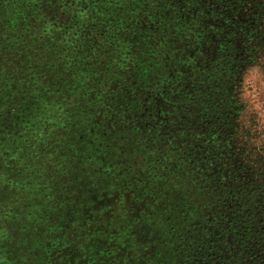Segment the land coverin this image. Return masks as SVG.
<instances>
[{
    "label": "trees",
    "instance_id": "16d2710c",
    "mask_svg": "<svg viewBox=\"0 0 264 264\" xmlns=\"http://www.w3.org/2000/svg\"><path fill=\"white\" fill-rule=\"evenodd\" d=\"M0 4L7 5L1 19L3 59L9 49L4 43L20 35L16 57L38 55L28 60L38 70L40 57L66 54L73 61L70 67L80 64L78 69L95 59L92 75L104 74L103 67L114 71L102 96H119L124 109L144 116L133 120L145 123L142 138L149 145L142 150L148 154L149 181L136 184L149 185L155 202L173 212L203 216L211 228L201 231L208 237L205 245H212L206 250L212 257L222 255L227 239L264 252V143L254 142L239 122L245 110L240 96L244 76L253 66L264 70V0ZM34 6L50 27L44 31L48 44L43 37L31 43L33 33L27 37L39 29L28 21ZM201 224L194 222L196 228Z\"/></svg>",
    "mask_w": 264,
    "mask_h": 264
},
{
    "label": "rangeland",
    "instance_id": "374dc122",
    "mask_svg": "<svg viewBox=\"0 0 264 264\" xmlns=\"http://www.w3.org/2000/svg\"><path fill=\"white\" fill-rule=\"evenodd\" d=\"M34 9L28 21L39 29L27 37L48 44L50 27ZM19 37L4 43L7 59L0 56V264H237L206 251L203 216L173 212L149 185L136 184L149 181L145 123L133 120L144 116L124 109L119 96H102L114 71L92 75L95 59L78 69L66 54L40 57L38 70L28 64L38 55L16 57ZM240 96L239 122L253 136L252 114L264 126V70L248 69Z\"/></svg>",
    "mask_w": 264,
    "mask_h": 264
},
{
    "label": "flooded vegetation",
    "instance_id": "af4514ba",
    "mask_svg": "<svg viewBox=\"0 0 264 264\" xmlns=\"http://www.w3.org/2000/svg\"><path fill=\"white\" fill-rule=\"evenodd\" d=\"M223 245L225 249L222 251V261H221L222 263L226 261L229 262V260L226 259L227 256L228 258L232 260H237L238 261L237 264H247L246 258L248 257L250 259H258L259 261H262V263H264V252H261L260 249H257L256 251H254L249 246L239 245L238 243H236V240L229 242L228 239L226 241V244H223ZM227 247H230L231 252L240 253V255L237 254V256H235L234 253L233 255H231L229 253L230 251L227 252ZM244 255H246V257ZM241 260L243 261L240 262Z\"/></svg>",
    "mask_w": 264,
    "mask_h": 264
},
{
    "label": "clouds",
    "instance_id": "9594fccd",
    "mask_svg": "<svg viewBox=\"0 0 264 264\" xmlns=\"http://www.w3.org/2000/svg\"><path fill=\"white\" fill-rule=\"evenodd\" d=\"M259 77H257V82ZM250 126L257 129V132L253 135L254 142L264 143V126H261L260 117L258 113L252 114L250 117Z\"/></svg>",
    "mask_w": 264,
    "mask_h": 264
}]
</instances>
